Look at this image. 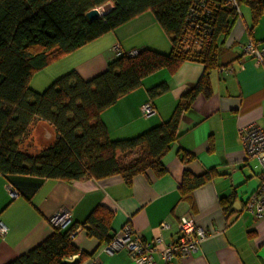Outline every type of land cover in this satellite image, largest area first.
Returning <instances> with one entry per match:
<instances>
[{"label": "crops", "instance_id": "obj_1", "mask_svg": "<svg viewBox=\"0 0 264 264\" xmlns=\"http://www.w3.org/2000/svg\"><path fill=\"white\" fill-rule=\"evenodd\" d=\"M250 40L264 48V15L254 26L251 11L245 8L222 40L220 67L210 75L212 94L198 95L181 115L178 139L163 159L167 170L163 177L148 172L129 186L120 176L67 183L0 175V224L6 229V234L0 235V264L45 241L54 231L50 218L58 209L67 208L72 224L82 225L97 206L114 213L113 236L129 224L135 233L146 238L160 236L167 243L180 234L178 224L185 216H192L197 227L210 231L190 258H175L172 264H264V217L257 219L246 211L248 200L260 186L262 172L257 160L246 157L240 138V129L245 126L264 124V68L245 57L243 48ZM115 46L124 53L172 51L170 37L154 15L145 12L37 73L30 87L42 92L71 71L91 80L117 59ZM204 71L202 63L185 62L174 73L162 69L145 78L140 88L102 112L110 138H133L168 121L180 98L196 88ZM160 85L166 90L151 96L149 90ZM147 102L156 108V114L148 118L141 112ZM43 125L36 124L51 143L52 130ZM185 155L189 160H184ZM136 156L128 155L125 161ZM186 171L195 176L211 171L215 175L184 199L179 189ZM163 223L170 229L162 231ZM73 243L92 254L78 264H135L125 250L107 254L105 246L88 238L81 227ZM155 259L156 264H164L160 254Z\"/></svg>", "mask_w": 264, "mask_h": 264}, {"label": "trees", "instance_id": "obj_2", "mask_svg": "<svg viewBox=\"0 0 264 264\" xmlns=\"http://www.w3.org/2000/svg\"><path fill=\"white\" fill-rule=\"evenodd\" d=\"M108 2L113 4L110 13L92 22L86 19L88 12ZM236 2L240 11L250 9L256 26L264 15V0ZM240 11L227 0H0V175L67 183L120 176L129 186L148 172L157 178L166 175L163 159L178 139L181 115L198 95L212 94L210 75L220 67L222 40L241 17ZM145 12H151L170 37L169 54L152 49L135 56L125 53L91 80L71 71L42 92L30 87L37 73ZM196 25L210 30L199 51L184 44ZM185 62L202 63L205 71L196 88L180 98L172 117L136 137L112 140L102 112L140 88L148 76L162 69L174 73ZM165 90L160 85L149 94ZM36 124L50 127L53 141L31 154L24 151L23 141ZM132 154L136 158L125 161ZM184 160H189L187 155ZM214 175L186 171L181 197L188 198ZM113 219L112 211L97 206L82 225L54 229L40 245L7 264H65L75 256L85 260L92 254L76 247L70 232L81 227L88 238L105 246L114 238Z\"/></svg>", "mask_w": 264, "mask_h": 264}, {"label": "built area", "instance_id": "obj_3", "mask_svg": "<svg viewBox=\"0 0 264 264\" xmlns=\"http://www.w3.org/2000/svg\"><path fill=\"white\" fill-rule=\"evenodd\" d=\"M227 3L236 7L240 11L236 0H227ZM241 12V11H240ZM210 14L211 11L206 12ZM210 30L202 31L199 25L196 30L187 35L184 44L190 48L195 47L201 50L208 41ZM116 57L125 55L118 46L114 47ZM137 52H129L127 55L135 56ZM245 57L252 60L257 67L264 68V48L260 47L254 40L248 41L243 48ZM142 115L146 118L156 114V108L151 102L145 103L141 107ZM242 147L248 160H257L262 176L260 186L254 195L250 197L246 205V211L254 218L264 217V124H250L240 129ZM10 193L15 196L16 192L10 188ZM50 224L54 229H67L72 224L70 211L63 207L58 209L50 218ZM170 225L163 223L161 230H169ZM179 235L169 242H164L162 237L146 238L135 233L129 224L121 232L116 234L112 241L105 245L104 251L107 254H114L125 250L131 256L135 264H156L155 255L160 254L164 264H172L175 258L186 260L190 258L198 249L200 244L210 235V231L202 227H197L192 216H185L178 224ZM78 229L70 232L74 239ZM6 229L0 224V235H5Z\"/></svg>", "mask_w": 264, "mask_h": 264}, {"label": "rangeland", "instance_id": "obj_4", "mask_svg": "<svg viewBox=\"0 0 264 264\" xmlns=\"http://www.w3.org/2000/svg\"><path fill=\"white\" fill-rule=\"evenodd\" d=\"M245 8L242 7V10L244 11ZM34 85H35V83H34ZM32 86H33V84H32ZM45 138H48V135L43 130V128L34 125L30 131V134L23 141L24 151L31 153V154L38 153L39 151H41L44 147H46L50 143V142L46 141Z\"/></svg>", "mask_w": 264, "mask_h": 264}, {"label": "water", "instance_id": "obj_5", "mask_svg": "<svg viewBox=\"0 0 264 264\" xmlns=\"http://www.w3.org/2000/svg\"><path fill=\"white\" fill-rule=\"evenodd\" d=\"M113 10V4L108 2L102 5L98 9L91 10L86 14V19L90 22L95 21L96 19L107 15ZM80 262L78 257H74L73 259H67L64 261L65 264H78Z\"/></svg>", "mask_w": 264, "mask_h": 264}]
</instances>
